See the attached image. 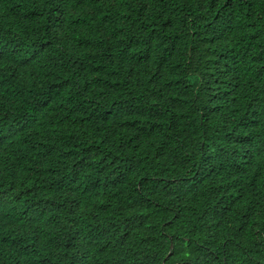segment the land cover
Masks as SVG:
<instances>
[{
  "label": "trees",
  "instance_id": "1",
  "mask_svg": "<svg viewBox=\"0 0 264 264\" xmlns=\"http://www.w3.org/2000/svg\"><path fill=\"white\" fill-rule=\"evenodd\" d=\"M0 264H264V0H0Z\"/></svg>",
  "mask_w": 264,
  "mask_h": 264
}]
</instances>
